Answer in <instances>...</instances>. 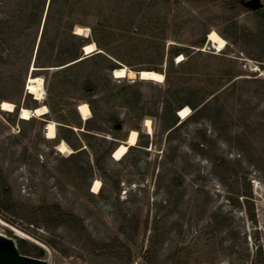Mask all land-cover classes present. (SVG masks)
Segmentation results:
<instances>
[{
	"label": "rangeland",
	"instance_id": "374dc122",
	"mask_svg": "<svg viewBox=\"0 0 264 264\" xmlns=\"http://www.w3.org/2000/svg\"><path fill=\"white\" fill-rule=\"evenodd\" d=\"M247 1L62 0L38 57L48 0H0V22L14 17L10 28L0 27V41L11 35L0 42V102L48 110L26 122L19 110H0V186L9 191L8 200L0 195V234L21 255L48 264H251L258 247L264 253V45L228 40L264 31ZM18 5L26 6L22 16ZM72 34L99 55L66 67L72 63L62 52L76 44ZM185 48L188 56L173 55ZM112 68L134 76L114 78ZM151 69L162 72V83L139 79ZM29 77L42 80V95L28 96ZM87 82L94 87L88 96ZM185 99L196 108L181 120ZM204 105L209 110L195 117ZM132 130L133 149L120 161L110 155L105 173L98 171L95 157ZM43 204L78 216L92 241L118 238L130 257L125 247L95 254L63 226L35 225L32 211Z\"/></svg>",
	"mask_w": 264,
	"mask_h": 264
},
{
	"label": "trees",
	"instance_id": "16d2710c",
	"mask_svg": "<svg viewBox=\"0 0 264 264\" xmlns=\"http://www.w3.org/2000/svg\"><path fill=\"white\" fill-rule=\"evenodd\" d=\"M62 0H48V7H47V15L45 17L44 20V26L42 28V32L40 35V39H39V43H38V48H37V54L38 57L42 54V51L47 47L48 42H47V35H46V23L52 18L50 16V14H53V12H55L53 10L55 4H59V2H61ZM18 14L19 16L24 15V10L26 6H21L18 5ZM253 11V13L256 15V17H258L260 20L263 21L264 19V9L263 7L261 9L258 10H251ZM50 16V17H49ZM10 20H6V21H2L0 22V27L3 29H8L10 28L9 26H7L8 28H4L6 27L7 24H9L10 22H12L13 20V16H9ZM31 21V20H30ZM31 23H33V20L31 21ZM234 25V24H233ZM25 29V28H24ZM234 29H235V25H234ZM71 31V27H69V32ZM73 39H76V44L74 43L73 45H69L66 48H64V52L63 55H65V58L68 60L65 64L68 63H72L66 67H70L71 65L74 64H79L82 63L96 55L99 54H94L91 56H86V58H82V48L83 46H85L86 43L85 40L83 38H81L80 36L71 35ZM11 35H8L7 37L4 35V33L2 34V40L0 41L2 43V45L7 44L8 38H10ZM228 38H225V40ZM241 40L242 42L245 41V43H257L259 44V46H263L264 45V31H259L256 34H252V33H247L244 35H240L239 37L236 35V33H233V35L231 36V38H229L228 40L231 42V44L233 45H237L238 41ZM256 41V42H255ZM203 43V40L201 41V44ZM184 53L185 56H188V50L185 48L183 50H178L176 49V51L174 52L173 55L177 56L178 54ZM260 54L262 55V57H264V51H261ZM159 63H161V58H159ZM40 68H44V67H40ZM64 69V68H63ZM111 71H114L115 68L110 69ZM145 71H155V72H159L162 73L161 71L158 70H145ZM140 72V71H139ZM176 73V70L173 67L172 62H170V66H169V72H168V76H167V82H168V86L169 88H171V77L174 76V74ZM134 86L133 84H130L129 86H127V89H131ZM94 87L90 82H87L85 87H84V91L86 93V95H91L93 93ZM28 96L31 97V94H28ZM35 101V100H34ZM91 106V104H89ZM190 107L192 110H194L196 107L187 99L184 100V102H182V106L180 107V109H182L183 107ZM208 105H204L202 108H200V110L195 112V117L196 116H200L203 117L204 114L209 110L207 109ZM18 110H20L19 108H15L13 113L18 112ZM13 113H7V114H13ZM91 113H92V118H97L98 114L97 112L94 110V108L91 106ZM214 119V118H213ZM110 123L113 125V129L117 130V128L115 127L116 124L119 123V119L116 116H113L109 119ZM26 122V121H24ZM175 123L172 125L174 126ZM110 145L112 144V142L109 143ZM116 148H108L105 152H103V154L98 155L95 157L94 159V163L95 166L97 168L98 171H100L101 173H105L104 168H103V161L106 160L107 158L109 159V156L112 155V153L115 151ZM133 148L130 147L128 149V151L132 150ZM126 155V154H125ZM125 155L123 156V158L125 157ZM122 158V159H123ZM120 161V160H119ZM111 178V177H110ZM109 178V179H110ZM112 185L114 188L118 187L119 182L117 180H112V178L110 179ZM0 195H2V197L4 198V200H8L9 198V191L7 189L6 186L1 185L0 186ZM4 209L6 211L11 212L9 206H4ZM38 218L37 221H34L35 225H43L45 227H52V228H58V227H65L67 230L76 233L79 238L81 240L84 241L85 244H87L91 251L95 254L98 255H111V256H115L117 254L118 250H121V248L125 247L123 246V244L121 243V241L118 238H114L111 242L108 243H104V242H96V241H92L88 235H86V230L84 228V225L81 221V219L78 216H75L72 213L69 212H65L63 210L60 209V207L58 205H46L43 204L39 207H36L33 209L32 211V216L31 218ZM125 251L128 254V257H130V250L128 248L125 247ZM37 255L41 258H43L45 256V252L42 249H38L37 250ZM251 264H264V253L261 251V249L258 247L256 249V253L255 256L253 258V260L251 261Z\"/></svg>",
	"mask_w": 264,
	"mask_h": 264
},
{
	"label": "bare ground",
	"instance_id": "6f19581e",
	"mask_svg": "<svg viewBox=\"0 0 264 264\" xmlns=\"http://www.w3.org/2000/svg\"><path fill=\"white\" fill-rule=\"evenodd\" d=\"M75 32L77 34H82L85 35L87 30L83 29V28H76ZM208 40L210 43H212L213 45H219L221 43V38L216 35L214 32H210L208 33ZM96 46L94 43H89L86 44L85 46H83L82 48V52L84 53V56H90L91 54H93L96 51ZM140 74H138V77L140 76V80L142 81H151V82H156V83H162L164 80V76L162 73L159 72H155V71H141L139 72ZM134 76V74L130 71H127L124 68L121 69H116L113 72V77L114 78H125V77H132ZM26 91L27 93L33 95V96H40L42 95V80L40 78H36V77H29L26 83ZM14 107L11 103L7 102V101H2L0 102V110L4 111V112H14ZM87 107L83 106L80 107L79 111L81 112L82 116L84 118L88 117L89 114L87 112ZM48 112L47 108L44 106H37L35 108H33L32 110H28L25 108H21L19 110V118L23 121H28L30 120L32 117H42L44 116L46 113ZM178 117L181 120H184L188 117L189 115V108L188 107H183L182 109L178 110ZM146 130H152V121H147L146 122ZM137 132L132 130L129 131L125 143H121L119 144L115 151L112 153V159L114 161H119L123 158V156L127 153V150L130 147H134L136 145L137 142ZM59 150L63 153V154H68L69 150L65 147V146H61L59 147ZM101 187V182L99 180H94L92 182L91 185V192L93 194H97L98 191L100 190Z\"/></svg>",
	"mask_w": 264,
	"mask_h": 264
},
{
	"label": "water",
	"instance_id": "95a60500",
	"mask_svg": "<svg viewBox=\"0 0 264 264\" xmlns=\"http://www.w3.org/2000/svg\"><path fill=\"white\" fill-rule=\"evenodd\" d=\"M244 7L258 10L262 8V4L259 0H249L244 3ZM139 79H141L140 76ZM115 127L119 128L120 125L117 124ZM0 264H48V262L21 255L14 242L0 234Z\"/></svg>",
	"mask_w": 264,
	"mask_h": 264
},
{
	"label": "built area",
	"instance_id": "2783aa9c",
	"mask_svg": "<svg viewBox=\"0 0 264 264\" xmlns=\"http://www.w3.org/2000/svg\"><path fill=\"white\" fill-rule=\"evenodd\" d=\"M259 2L262 4V7L264 8V0H259Z\"/></svg>",
	"mask_w": 264,
	"mask_h": 264
}]
</instances>
